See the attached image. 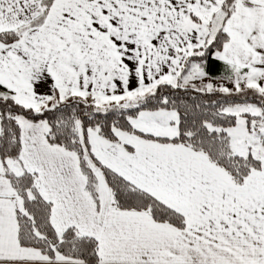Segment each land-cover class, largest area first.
<instances>
[{"label": "snow or ice", "instance_id": "1", "mask_svg": "<svg viewBox=\"0 0 264 264\" xmlns=\"http://www.w3.org/2000/svg\"><path fill=\"white\" fill-rule=\"evenodd\" d=\"M0 264H264V0H0Z\"/></svg>", "mask_w": 264, "mask_h": 264}]
</instances>
